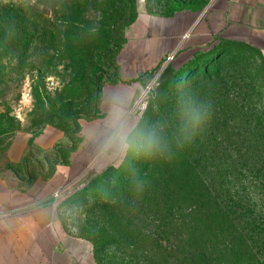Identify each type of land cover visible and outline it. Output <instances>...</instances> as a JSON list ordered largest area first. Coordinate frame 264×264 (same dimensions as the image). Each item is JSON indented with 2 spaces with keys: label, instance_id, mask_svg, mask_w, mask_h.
<instances>
[{
  "label": "trees",
  "instance_id": "obj_1",
  "mask_svg": "<svg viewBox=\"0 0 264 264\" xmlns=\"http://www.w3.org/2000/svg\"><path fill=\"white\" fill-rule=\"evenodd\" d=\"M69 2L71 0H0V71L3 62H7L18 74H25L24 69L34 73L31 112L38 116V123L47 125L32 134L53 126L66 136V143L55 145L45 154L47 170L38 167L37 177L42 179L52 176L55 164L69 165L70 154L83 142L80 121L103 117L99 105L104 78L95 62L90 65L87 77L80 76L64 84L53 95L47 94L45 88V70L54 59L50 52H56L60 60L68 59L72 65H87L90 47L84 40L69 39L63 32ZM147 4L146 0V9L151 12ZM174 8L169 9L171 14ZM177 10H182V6ZM50 11L60 24L47 20L41 26L38 18ZM136 14L126 25L134 21ZM224 42L241 57L246 49L251 53L257 51L243 42ZM38 47H41L40 53L35 55ZM220 50L215 48L199 63L185 65L187 68L179 75L188 76V71L195 66L204 69L203 75L197 76L198 86L193 94L199 102L210 104L211 113L193 143L179 149L183 144L179 131L181 116L174 121L176 118L169 114L165 122V101L150 98L148 114L154 105V119L166 124L173 155L177 151L175 157L171 161L152 160L141 152L139 161L130 156L119 167L111 165L84 183L80 195L87 200L83 206L96 221L91 220L94 226L83 227L76 236L92 243L95 256L105 247L116 246L131 249L134 255L151 251L161 263L172 260V264H252L253 255L248 251L246 235L254 230L246 202L240 198L241 177L254 167H258L259 172L264 171V142L252 136L253 144H250L251 138L247 136L249 112L244 111L242 97L246 99L248 91L236 80L229 88L220 68L210 73L207 63L219 58ZM257 52L264 67V58ZM152 72L140 76L138 81L145 86V79ZM254 78L263 79L264 75L255 69ZM116 82L117 79L109 81ZM232 89L237 90L240 100L230 97ZM83 95L87 98L84 105L79 109L71 108L69 102ZM4 117L5 113H0V156L16 132L28 131L20 124H5ZM171 123L175 126H170ZM251 147L254 150L250 151ZM32 161L29 152L18 164L7 160L6 167L0 171H9L15 177L22 172L26 175V184L30 185L37 178L29 172Z\"/></svg>",
  "mask_w": 264,
  "mask_h": 264
},
{
  "label": "rangeland",
  "instance_id": "obj_2",
  "mask_svg": "<svg viewBox=\"0 0 264 264\" xmlns=\"http://www.w3.org/2000/svg\"><path fill=\"white\" fill-rule=\"evenodd\" d=\"M144 1L146 3V0ZM203 1L147 0V6L151 12L162 14L173 7L192 3L193 5H199ZM137 3L138 0H71L69 2L65 13L66 21H64L63 32L69 39H82L85 45L87 44L90 47V52L86 60L87 65H83V67L81 64L72 65L68 59L60 60L56 56V52H50L54 56V59L45 70L46 75L44 81L47 94L50 96L53 95L56 89H60L64 84H68L76 78L79 79L80 76L87 77L89 75L90 65L92 66L94 62L103 72V86L106 84L117 85L121 83L115 59L116 54L120 50L119 46H122L124 41V27L134 16ZM56 19L52 11L48 12L46 16L43 15L38 18L41 26H44L47 20L59 25L60 21ZM53 31H55V28ZM188 47V41L183 40L175 52L179 59L177 61H169L166 64L163 61L156 70L146 77V84L143 86L142 91L149 84L158 86L154 88L153 93H150L147 98L148 106L142 114L141 123L144 125H152L159 122L154 119L156 114L154 105L150 108V115L148 114L150 98L153 97H157L158 100L161 98L165 101V111L163 113L165 122L170 117L169 114L176 118L174 121L177 120V117L181 116V114L177 107V97L180 93L176 88V81L190 79L187 87L183 91L186 94L190 92L191 95L196 97L193 94L194 89L198 86L196 79L198 78L197 76L203 75L204 69L195 66L191 71H188V76L184 74L179 76L181 71L185 70L187 68L185 65L191 62L199 63L206 57V53L217 48L221 49L220 57L215 58L209 63L206 61L208 60L207 58L204 63L206 62L209 66L210 73H215V70L217 71L220 68L223 72L222 76L230 86L229 88H231L232 81L236 80L243 90L248 91L246 99L242 97L244 111L249 112L248 128L250 130L247 136L250 138L252 136L253 138L256 137L258 140L264 142V123L262 122V118L264 117V78H254L255 69H259L262 75H264V67L261 66L258 52L251 53L250 50L246 49L243 53L244 55H242L243 57H241L235 50L230 48L229 44L222 40L206 46L205 49L186 50ZM40 48L38 47L35 50V55L40 53ZM239 59L244 60L238 62ZM183 61L184 63H181ZM0 72L2 73V78L0 79V113H5V117L3 118L4 123L7 125L20 124L22 128H27L30 133H33L34 130L41 126L47 125L45 122L42 124L38 123V116L31 112L33 106L30 91L32 82L36 80V75L34 73H28L27 69H24L25 74H18L16 70L12 69L11 64L7 62H3ZM78 74L80 75L78 76ZM113 79H117L118 82L109 83ZM160 92H162L161 96ZM229 93L230 97L233 96L240 100L237 90L232 89ZM243 94L245 96L246 93ZM86 99L85 95L76 98L74 102H69L70 107L79 109L84 105ZM47 101L48 99H46ZM52 101L54 100L52 99ZM62 104L65 105L67 103L63 102ZM107 107L108 104L106 103L103 109L104 112H102L99 105L100 112L104 116ZM9 118H12V120H9ZM103 118L89 122L85 121L83 122V126H81L82 120L80 121L83 142L77 150L76 157L79 159L77 162L83 166H79V170L68 179L67 183L60 189L58 197L55 198L58 220L63 224L65 231L72 235H78L82 232L83 227L87 229L88 226H94L92 221H96L85 211L83 205L87 198L80 195V192L84 188V183L93 178L95 174L100 173L91 167L88 169H83V167L88 165L97 155L95 144L90 137L92 129L98 126ZM170 126L174 127L175 123H171ZM253 138H251L250 144H253ZM249 149L252 151L254 147ZM29 152L33 157V161L29 165V172L32 176L37 177L39 166H44V170L48 168L44 157L49 151L43 153L38 152L32 144H29L24 156L29 154ZM61 155L58 157L61 158ZM140 157L141 153L134 156V160L139 161ZM7 160L6 151H4L2 156H0V170L6 167ZM48 162L51 164L53 160L50 159ZM123 163L118 164V161L113 160V166L115 168ZM10 174L9 171H5L3 175L10 178ZM1 175L2 173L0 171ZM18 177L19 180L12 181L20 187L27 188L26 175L20 172ZM241 183L243 193L240 191V198L246 202L248 215L250 216V222L254 230L246 235L248 251L253 255L251 257L252 264H264V171L260 170L259 172L258 167H254L248 174H244L241 177ZM93 259L95 264H172V260H168L167 263L159 262L152 255L151 251L144 252L143 255H134L131 249L123 250V248L116 246L101 249L97 256L93 255Z\"/></svg>",
  "mask_w": 264,
  "mask_h": 264
},
{
  "label": "crops",
  "instance_id": "obj_3",
  "mask_svg": "<svg viewBox=\"0 0 264 264\" xmlns=\"http://www.w3.org/2000/svg\"><path fill=\"white\" fill-rule=\"evenodd\" d=\"M177 8L172 14L170 10L156 14L147 11L144 0H138L136 17L124 27V41L116 54L121 83L103 86L102 112L113 90L142 91L140 76L156 70L171 54L177 61L175 52L183 40L189 44L186 50L205 49L219 40L243 42L264 58V0H204L199 5L184 4L180 11ZM60 143H66V136L53 126L37 134L18 131L6 149V158L18 164L29 144L43 153ZM77 150L70 154L69 165L55 164L50 178L37 177L27 188L12 181L18 177L1 172L0 264H95L92 243L65 231L53 197L83 166L77 162ZM99 160L96 155L83 169L102 172L113 165V161Z\"/></svg>",
  "mask_w": 264,
  "mask_h": 264
},
{
  "label": "clouds",
  "instance_id": "obj_4",
  "mask_svg": "<svg viewBox=\"0 0 264 264\" xmlns=\"http://www.w3.org/2000/svg\"><path fill=\"white\" fill-rule=\"evenodd\" d=\"M188 81H176L179 91L177 107L181 114L180 133L183 144L190 145L207 122L210 104L199 102L191 93H185ZM158 85L149 84L144 91L136 89L113 90L107 98V111L102 122L91 132L97 155L107 161L123 163L130 156L139 155L160 161H171L173 149L168 139L166 124L157 122L152 125L141 123L143 112L147 109V98ZM117 164V166H118Z\"/></svg>",
  "mask_w": 264,
  "mask_h": 264
},
{
  "label": "built area",
  "instance_id": "obj_5",
  "mask_svg": "<svg viewBox=\"0 0 264 264\" xmlns=\"http://www.w3.org/2000/svg\"><path fill=\"white\" fill-rule=\"evenodd\" d=\"M173 57H174V54L169 55V56L166 58L164 64H166L167 62L171 61V60L173 59ZM58 195H59V191L56 190V191L54 192V194H53V197H54V198H57Z\"/></svg>",
  "mask_w": 264,
  "mask_h": 264
}]
</instances>
